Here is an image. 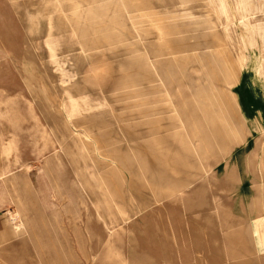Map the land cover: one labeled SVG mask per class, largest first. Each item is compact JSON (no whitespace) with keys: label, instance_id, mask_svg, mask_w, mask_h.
<instances>
[{"label":"rangeland","instance_id":"obj_1","mask_svg":"<svg viewBox=\"0 0 264 264\" xmlns=\"http://www.w3.org/2000/svg\"><path fill=\"white\" fill-rule=\"evenodd\" d=\"M204 141L221 165L232 156L220 141L259 144L264 164V0H0V264L68 263L65 240L84 264H142L126 254L130 229L95 255L82 229V248L76 226L103 222L87 188L162 195L172 166L188 163L212 191ZM247 153L237 155L246 187L220 199L231 215L217 224L224 252L256 185ZM186 240L157 264H207Z\"/></svg>","mask_w":264,"mask_h":264},{"label":"crops","instance_id":"obj_2","mask_svg":"<svg viewBox=\"0 0 264 264\" xmlns=\"http://www.w3.org/2000/svg\"><path fill=\"white\" fill-rule=\"evenodd\" d=\"M58 140L61 147L62 142L60 138ZM220 143L222 147L230 149L227 154L230 153L232 156L229 159L230 162L223 165L218 164L220 157L216 155L212 141H204V145L201 147L202 155L205 156L210 168L215 165L218 167L217 172L212 174L210 178L211 183L215 185L212 191L208 189L206 182L195 184L197 179L202 177L203 174L194 177L197 173L193 175L191 169H188L189 164L187 162L185 172L180 169L179 173V169L177 168L176 170L172 166L168 191H164L162 195H158L156 191L150 189H126L124 185L122 189L106 191L100 197L98 192H93L87 188L89 195L92 196L93 206L96 205L102 211L103 222L96 220L93 225L91 224V228L88 221L91 216H88L86 220H83L85 222L84 227L82 225L76 226V230L79 231V241L82 248L84 247L83 238H90L92 240L90 242L91 252L95 255L99 251L97 250L98 247H102L109 237L123 236L122 234L130 229L131 234L126 241V254L142 264H157L168 261L169 258H174L173 248L180 246L178 249H181L182 245L187 244L185 240L188 237L194 240L193 245L198 248L199 258L195 259L200 263L226 264L227 258L231 257V259L235 258L236 260L234 259L227 264H264V164H262V155L260 158L259 144L253 147V143H247L245 148L237 150L238 148H234L237 142L232 144L229 141H220ZM61 149L64 150L70 160L66 149L62 147ZM247 151H249V154L247 153L248 157L245 163L246 170L251 171L250 169L254 164L257 166L255 167L257 173L254 172L256 185L253 187L251 202L248 205V217L233 219L241 225L236 238L228 237V241L225 243L226 246L228 245L232 249L229 252H224L221 247L223 245L219 238L217 224L218 219H220L227 226L231 220V215L228 214V203L220 201V199L224 198L234 185L237 188V193L238 191H243L246 187V181H243L242 177L244 169L239 168L240 159L238 161V156L239 153ZM58 156L60 157V155ZM73 168L77 179L85 184L83 177L76 171L75 167ZM147 183H153L152 185L154 186L159 182L155 179H149ZM224 191L227 192L222 193ZM185 192L188 195L184 197L183 193ZM212 192L214 197H211ZM152 193L157 195L154 200L148 199ZM166 198L169 200L165 202ZM237 199L236 197L234 201L237 202ZM52 205H57V203L52 201ZM86 207L87 210L91 208ZM216 210L219 211V215ZM165 213L167 214L163 216ZM173 213L176 218L173 217ZM155 216H158V221L155 220ZM32 226L36 231V236L41 238V240L45 239V245L53 248L54 242L51 238L52 235L50 237L47 225L45 226L42 222L41 224L34 222ZM85 228L90 234L89 238L82 237L81 232ZM175 228L179 231H176ZM63 238H66L65 234ZM64 242L65 252L70 257L67 261L68 263L59 259V264H84L80 256L73 253L71 242L69 240ZM178 249L175 248L176 251ZM71 256L74 257L73 260L70 259ZM86 259V264H93L91 259L88 260L87 255ZM42 262L43 264L55 263L54 258L49 257L43 259Z\"/></svg>","mask_w":264,"mask_h":264}]
</instances>
